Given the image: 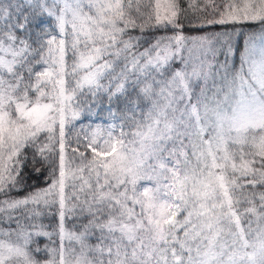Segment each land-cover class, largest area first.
I'll list each match as a JSON object with an SVG mask.
<instances>
[{"label":"snow or ice","instance_id":"snow-or-ice-1","mask_svg":"<svg viewBox=\"0 0 264 264\" xmlns=\"http://www.w3.org/2000/svg\"><path fill=\"white\" fill-rule=\"evenodd\" d=\"M0 264H264V0H0Z\"/></svg>","mask_w":264,"mask_h":264},{"label":"trees","instance_id":"trees-1","mask_svg":"<svg viewBox=\"0 0 264 264\" xmlns=\"http://www.w3.org/2000/svg\"><path fill=\"white\" fill-rule=\"evenodd\" d=\"M248 27L249 28H255L256 25L249 23ZM239 52H243V42H241V44H240ZM236 64H237V66L239 65V53L237 54V57H236ZM100 115L101 116H108V113H107V111H103V112H99L98 116L96 114H93V116L91 117V120H87V121H85V123L93 122L94 118L99 117Z\"/></svg>","mask_w":264,"mask_h":264},{"label":"rangeland","instance_id":"rangeland-1","mask_svg":"<svg viewBox=\"0 0 264 264\" xmlns=\"http://www.w3.org/2000/svg\"><path fill=\"white\" fill-rule=\"evenodd\" d=\"M107 122H108V118L106 119L97 118V123H104L106 125Z\"/></svg>","mask_w":264,"mask_h":264}]
</instances>
